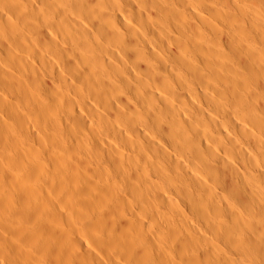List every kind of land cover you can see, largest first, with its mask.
<instances>
[{
	"label": "bare ground",
	"instance_id": "6f19581e",
	"mask_svg": "<svg viewBox=\"0 0 264 264\" xmlns=\"http://www.w3.org/2000/svg\"><path fill=\"white\" fill-rule=\"evenodd\" d=\"M0 264H264V0H0Z\"/></svg>",
	"mask_w": 264,
	"mask_h": 264
}]
</instances>
